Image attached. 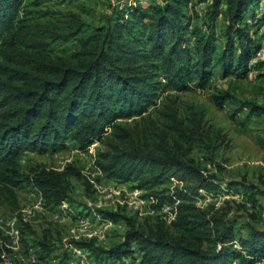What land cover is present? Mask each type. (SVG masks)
<instances>
[{
  "label": "trees",
  "instance_id": "1",
  "mask_svg": "<svg viewBox=\"0 0 264 264\" xmlns=\"http://www.w3.org/2000/svg\"><path fill=\"white\" fill-rule=\"evenodd\" d=\"M41 1L0 0V198L23 223L17 226L25 249L46 250L49 244L22 237L31 226L22 219L17 189L32 184L46 204L58 205L71 199L66 176L80 171L67 164L27 172L23 153L58 151L69 143L85 149L97 140L93 162L100 171L146 190L152 207L166 203L173 215L168 220L154 213L140 223L100 209L112 221L124 219L123 239L108 247L93 239L77 246L113 262L133 254L135 244L137 264H264V228L252 222L256 215L246 201L196 202L201 190L215 191L218 183L191 152L215 149L224 134L206 123L202 110L181 115L177 97L166 95L150 108L160 91L189 88L191 82L204 87L213 67L223 76L246 75L263 61L249 65L264 44L253 37L264 38V10L255 15L264 0H211L205 29L191 30L183 12L191 0L125 3L97 25ZM219 14L224 42L217 46L212 30ZM255 17L251 29L247 20ZM67 42L72 48L58 51ZM229 96L223 90L213 99L221 106ZM247 200L259 204L252 192ZM4 243L0 227V262ZM41 258L30 264H67L66 254L53 263Z\"/></svg>",
  "mask_w": 264,
  "mask_h": 264
},
{
  "label": "rangeland",
  "instance_id": "2",
  "mask_svg": "<svg viewBox=\"0 0 264 264\" xmlns=\"http://www.w3.org/2000/svg\"><path fill=\"white\" fill-rule=\"evenodd\" d=\"M151 1L153 0H42L41 3L50 8L73 11L90 25H97L105 21L113 7L120 8L125 3L147 6ZM210 3L211 0H191L183 8L185 16L189 18L190 30L194 25L205 29V23L209 20L207 12L210 10ZM263 10L264 6L261 4L255 15L260 17ZM257 19L259 18L247 20L252 24L251 29L256 27L254 22ZM223 24L224 20L219 14L212 30L216 35L217 46L224 42L221 34ZM263 29L264 26L260 31ZM190 35V32H186L187 38ZM253 37L264 43L262 35L257 33ZM72 45V42L59 43L56 48L65 52ZM261 47L264 48V44ZM260 60L263 61L256 66L253 64L246 75L231 73L223 76L220 68L213 67V74L204 87H197L191 82L189 88L160 91L150 108L158 107L166 95H171L177 97L181 115L193 109L204 112L206 123L219 128L224 139L218 138L216 142L219 145L213 150L194 148L191 152L195 160L216 175L218 183L215 191L201 190L196 202L200 205H221L225 199L246 201L249 210L256 215L252 222L264 228V58L257 56L253 63ZM223 90L228 91L230 96L218 106L213 94ZM99 146L101 143L95 140L85 149H78L69 143L58 151L23 153L21 163L27 172L31 171L30 168L39 167L63 170L70 164L79 169L80 174L70 173L66 176L72 184L71 199L58 205L46 204L32 184L17 189L22 219L31 226L22 237L27 243H31L33 239L45 240L49 244L46 250H41L38 245L25 249L17 226H22L23 223L19 222L15 213L0 198V227L5 235L0 264H30L37 260L39 254L42 255V261L48 260L50 263L58 261L64 254L67 255V264L138 263L140 252L135 244L133 254L125 256L122 262H113L112 259L96 258L86 248L75 243L93 239L108 247L123 239L126 229L124 219L112 221L100 209L133 216L140 223L150 220L149 216L154 213H160L168 220L173 215L170 205L166 203L160 209L152 207L154 199L146 190L135 187L131 182L108 177L100 171L93 162ZM209 159H213L212 162L206 163ZM233 181L237 184L228 185ZM251 192L259 203L254 207L247 200V195Z\"/></svg>",
  "mask_w": 264,
  "mask_h": 264
},
{
  "label": "built area",
  "instance_id": "3",
  "mask_svg": "<svg viewBox=\"0 0 264 264\" xmlns=\"http://www.w3.org/2000/svg\"><path fill=\"white\" fill-rule=\"evenodd\" d=\"M256 55V56H255ZM255 57L253 56L252 58H251V63H253L255 60H256V58H257V56H259V57H261V58H264V48L263 47H261V48H259L256 52H255ZM39 191V190H38ZM40 192V191H39ZM40 196H41V192H40ZM42 197V196H41ZM16 216V215H15Z\"/></svg>",
  "mask_w": 264,
  "mask_h": 264
}]
</instances>
